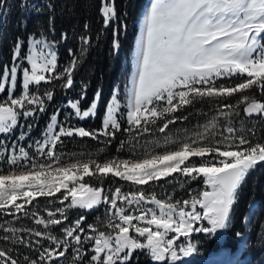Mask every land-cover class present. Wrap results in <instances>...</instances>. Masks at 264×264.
I'll list each match as a JSON object with an SVG mask.
<instances>
[{
	"label": "snow or ice",
	"instance_id": "1",
	"mask_svg": "<svg viewBox=\"0 0 264 264\" xmlns=\"http://www.w3.org/2000/svg\"><path fill=\"white\" fill-rule=\"evenodd\" d=\"M19 6L27 7L26 0ZM46 7L51 9L52 5ZM5 10L6 0H0V13ZM101 15L106 28L117 19L113 0H105ZM61 39L66 40L67 34H62ZM90 39L81 37L84 45ZM56 43L42 35L33 36L27 43L26 54L22 53L25 43H15L12 65H5L0 76V93L10 85L6 99L0 100V134H10L21 117L27 119L46 110L45 104L53 99L54 91L42 85L54 87V82L60 81L59 86L65 90L74 85L78 61L73 58L58 71ZM113 47L119 49L118 40ZM84 51L81 48V54ZM69 55L74 56L71 49ZM22 64L26 66L21 67ZM18 72L22 73L21 91L14 95ZM233 77L238 82L217 83ZM129 83L125 107L130 128L125 131L139 129L142 122V130L148 131L147 125H155L159 118L165 120L158 129L164 132L175 122L170 114L183 106L235 93L242 95L236 105L224 104L219 110V115L226 119L222 131H217L222 127L219 117H213L202 130L182 140L166 138L165 144L174 147H165L162 152L146 151L136 159H100L104 148H98L96 153H71L68 159L63 153L57 154L62 137H88L110 144L121 130V102L117 94L111 97L98 130L65 126L58 121V110L50 118L44 139L35 142V155H30L22 144L14 143L6 157L7 169L0 167V213L16 219L23 213L24 218L46 230L15 227L8 221L0 223V241L6 245L0 247V264H60L70 246V264H129L135 250L145 251L156 264H177L181 256H190L196 250L191 242L177 246L181 237L203 233L211 238L228 228L239 189L250 171L264 162V137L253 140L254 129H236L231 120L239 116L236 109L241 105L247 116L264 118V100L257 99L252 92L255 88L264 96V0H153L136 43ZM85 98L86 87L79 99L67 102L81 120L95 115L100 92L82 109L81 101ZM23 139L21 133L19 140ZM0 147L9 151L5 144ZM177 173L179 177L174 176ZM109 174L129 182L133 190L124 192L119 186L105 190L103 184ZM85 177L96 183L85 181ZM167 177H173L168 182L178 183L181 188L198 180L203 187L195 193L189 190L184 199H174L171 194L158 198L155 191L143 188ZM57 193H62L58 197L61 205L69 201L67 208L92 210L106 205L107 216L100 224L108 231L97 225H88L86 231L82 227L86 217L81 216L60 229L63 237L54 235L51 229L68 221L65 208H46L45 218L37 211L26 210V205L38 197L50 198ZM170 233L175 235L169 238ZM41 240L48 241L50 246L42 245ZM86 243L91 245L90 252L84 248ZM34 245L38 247L37 258L24 254L21 261L17 246L33 250Z\"/></svg>",
	"mask_w": 264,
	"mask_h": 264
},
{
	"label": "trees",
	"instance_id": "2",
	"mask_svg": "<svg viewBox=\"0 0 264 264\" xmlns=\"http://www.w3.org/2000/svg\"><path fill=\"white\" fill-rule=\"evenodd\" d=\"M21 2L23 0H6V10L0 13V15L2 14L0 19V58L4 60L5 64H10L12 50L17 40L25 43V48L22 50V53H24L27 50L28 40L33 36L39 38L41 35L49 41L54 40L57 42L58 71L66 67L73 58L77 59L78 63L74 71V85L71 89L65 90L60 87V81H55L54 87L53 85H42V88L52 87L54 91L53 99L45 104L46 110L42 113L38 112L34 117H29L30 120L24 123V118L21 117L19 125L12 131L13 135L0 134V144H4L5 141L11 144L13 139L16 140L17 144H22L30 155H35L33 148H29V145L33 144L31 138H34L33 140L41 138V134L49 124L51 116L58 110V120H61L66 112L72 114L67 102L79 99L82 89L85 87L86 98L81 101L80 105L82 109H86L93 102L97 91L100 92V99L95 115L85 120L75 119L76 126L84 127L87 130L100 129L105 107L113 88L115 84L117 85L120 82L118 96L121 102V114L119 116L121 130L116 132V136L111 140V143H100L88 137H62L63 143L58 145L57 154L63 153L64 158L68 159V154L71 153L81 151L96 153L98 148H104V152L99 155L100 159L116 156L136 159L145 155L146 151L162 152L165 147L171 148L164 143L163 136L166 134L173 135V138H180L196 130H202L201 125L205 122L204 117L209 115L215 108L223 107L224 104L236 105L237 100L242 95L241 93H235L231 97L204 99L183 106L177 112L170 114L169 118H174L175 122L169 124L164 132L158 130L165 122L164 119L159 118L156 119L155 125L151 123L147 125L148 131L142 130L144 127L143 122L139 129L134 128L131 131H125L130 126L126 120L127 109L125 107L124 92L127 88V77L123 73L122 62L131 51L133 38L137 31V16L145 0H113L117 19L107 28L103 24L100 0H26L27 7H20ZM31 3H34L33 7L30 6ZM49 4L52 5L51 9L46 7ZM85 25H87V29H85ZM120 25H124V32L122 33ZM114 30L118 31L116 41L119 42V49L116 51L113 47ZM65 33L67 39L62 40L61 36ZM82 36L91 38L88 45L83 44ZM81 48L86 49L83 54H81ZM69 49L72 50L74 56L69 55ZM17 81L19 82V76ZM230 81L238 82L233 77L228 80H219L217 83ZM252 92L255 93L257 99L264 100V96H261L255 88L252 89ZM236 111H239V115L244 119L254 121L247 127V129H254L256 133L253 140L264 137V118L247 116L243 112L242 105ZM165 115L168 117L169 114ZM197 124H199V127L195 128ZM28 125H31V127H28ZM21 133L25 134L22 141L19 140ZM100 139L104 140L105 138L101 137ZM157 144L160 147H157ZM191 159L195 160L197 158ZM5 161L6 157L4 156V161L0 162V167L7 169L8 165ZM174 176L179 177V174H174ZM172 180L173 177H167L158 182L145 185L143 188H151V191L166 189L168 193L173 195L176 193L182 195V192L188 188H195V192H197L203 187L198 180L180 188L178 183L168 182ZM85 181L96 183L95 180L89 177H85ZM121 183H125V181H120L109 174L103 186L114 184V187H117ZM40 200L42 199L38 198L35 201L39 207H42L43 203L38 202ZM253 201L258 202V207L250 223L246 240L247 250L251 257L250 260H253L254 264H264V162L259 163L250 171L239 189L237 202L230 216L232 226L238 234L247 232L242 226V220L248 206ZM0 216H2L1 213ZM9 217L6 216V218ZM10 224L15 227H30L27 223L19 224V221ZM209 242V249L204 253L218 248L214 240L210 239ZM229 246L231 245L229 244Z\"/></svg>",
	"mask_w": 264,
	"mask_h": 264
},
{
	"label": "rangeland",
	"instance_id": "3",
	"mask_svg": "<svg viewBox=\"0 0 264 264\" xmlns=\"http://www.w3.org/2000/svg\"><path fill=\"white\" fill-rule=\"evenodd\" d=\"M152 2H153V0H145L143 7L138 14L137 21H136L137 31H136V34L133 38L132 48H131V51H130L128 57L125 60H123V62H122V70H123V73L125 74V77H127V88L124 92L126 104H127V91H128V88L130 87L129 82L131 79L132 72L134 71L136 43H137V40L139 39V36L141 34L144 16L147 14ZM104 3H105V0H100V7L101 8H102ZM30 6L33 7L34 3H31ZM113 6H114V2H113ZM1 18H2V14L0 15V19ZM119 27H120L121 33L124 32V25H120ZM115 33H116V30L113 31V34H114L113 44L117 38V35ZM13 51H14V48L12 50V57H13ZM115 51H116V49H115ZM26 52H27V50L24 52V54H26ZM5 65L6 64H5L4 60L2 58H0V76H2V72H3ZM7 65L8 66L12 65V58H11L10 64H7ZM24 66H26V65H24V64L21 65V67H24ZM18 76H19V82L17 81L18 85H17V88L14 90V95H19L20 91H21L20 83L22 80V73L18 72ZM233 83H234L233 81L227 82V84H229V85H231ZM119 86H120V82H118L117 85L115 84L108 103H110L111 97L114 94L118 95V87ZM8 87H10V85H6L5 92L0 93V100L6 99ZM108 103H107V105H108ZM107 105H106V107H107ZM106 107H105V111L103 114V118L106 114ZM222 108L223 107H217L209 115L204 117L205 122L202 123L201 128H203V125L208 123L213 117H219L218 123L222 127L217 129V131H222L223 126L226 124V119L219 115V110ZM225 111H231V110L225 109ZM75 119H78V118L74 115L73 110H72V114L66 112L65 116L61 120H58V121H59V123L64 124L65 126L71 125V126L77 127ZM85 119H82V120H85ZM29 120H30L29 117L27 119L24 118L23 123L25 121H29ZM79 120H81V119H79ZM231 120H232V126L235 127L236 129H240L241 127H243L244 129H247V127L250 126L252 122H254L253 120H246L240 115L231 117ZM102 121H103V119H102ZM198 127H199V124H197L195 126V128H198ZM21 129H23V128H21ZM46 130H47V127L45 128V130L41 134L40 139L33 140L34 138H31V141L33 142V144H30V145H32L31 148H33V153H35V142L36 141H42L44 139V134H45ZM20 131H22V130H20ZM196 131H198V130H196ZM192 133H194V132H191L188 135H191ZM3 135H13V134L11 132L10 134H3ZM166 138H170L171 140H182L184 137L173 138V135L166 134L165 136H163L164 143H165ZM12 141L13 142H11V144H8L7 141L4 142L5 145L9 146V151L5 152L4 149L2 147H0V149H1L0 150V162L4 161V156L7 157L8 155L11 154L10 146L12 144L16 143V140L12 139ZM166 145H169V147H173V145L171 143H168ZM39 159H44V158L39 157ZM118 186L121 187L122 191H124V192H128L130 190H133L132 185H130V183L126 182V181H125V183L118 184ZM103 187L105 188V190L115 189L114 184H108V185L103 186ZM144 189L146 191H151V188H148V189L144 188ZM189 190L192 191L193 193H195V188L186 189L184 192H182V195L179 193H176L175 195H173L171 193H168L166 191V189H159V190L154 189L158 198H166L169 194H171L174 199H182V197L188 198V191ZM62 192H63V190H62ZM61 194L62 193H57L56 196H53L50 198L38 197V198L42 199L38 202L43 203L42 204L43 208L39 207L37 202L34 200L31 205H26V210L32 209L33 211H37L39 213V215H42L45 218H47V213L45 211L46 208L51 209V210H55L58 207L65 208L66 214L68 216V221H66L64 223V225L56 226V227H53L51 229L53 234L58 236V237H63V232L60 230L63 226H67L68 222H74L75 220L79 219L81 216L86 217V219L82 225V227H84L86 231H87L88 225H97L100 227L101 230L108 231V229L104 228L103 225L100 224V222L104 221L106 216H107V206L106 205H100L99 207L94 208L92 210H84V209H79V208H67L66 206L69 203V201H65L64 205H61L59 203L58 197H60ZM19 202L20 201H18V203ZM145 207H155V206L154 205H145ZM257 207H258V202L253 201L248 206V210L245 213V216L242 220V226L245 229V231H247V232L237 236L236 234H238V233L233 228L232 222L230 220L228 228L226 230V234H227L226 241L227 242H225L224 245H222V246L217 244L218 248L215 249L214 251L204 253V252L208 251V249H209V246H210L209 240L210 239L213 240V239H212V237L209 238V237L205 236V234H203V233H193L192 236L189 238L181 237L180 240L177 241V246H179L180 244L187 246V244L189 242H191L193 245H195L196 250L190 256H187V257L181 256V260L178 261L177 264H254L253 260L252 261L250 260L251 257L248 254L247 243H246L247 241L246 240H247V237L249 234L250 223H251V220L255 214V210L257 209ZM130 211H131V209H130ZM1 214H2V216H0V223H3L4 221H8L9 223H17V221H19V224L27 223L32 228H37L40 231H46L45 229H43L42 226L35 225L32 219L24 218L23 213L18 214L20 216V219H16L13 216L6 218V216H9V215H5L4 213H1ZM204 224L206 226V222H204ZM0 235H3V232L1 233V231H0ZM174 235H175L174 233H170L169 238H171V236H174ZM242 238H244V246L242 249H239L240 241ZM33 239H40V238H33ZM41 244L44 246H50L49 242L46 240H41ZM229 244L231 246H229ZM4 246H6L5 242L0 241V247H4ZM8 246H10V245H8ZM84 248L90 252V249H91L90 243H86L84 245ZM17 251L20 254L21 261H22V257L24 254L29 255L32 259H36L38 256V247L35 245L33 246V250H30V249L25 248L23 246H17ZM72 255H73V247L70 246L68 251H67L66 256L60 258V264H70V261L72 260ZM22 264H23V262H22ZM129 264H156V262H152L150 260V258L145 254V251L135 250L132 254V257L129 261ZM164 264H170V262L165 261Z\"/></svg>",
	"mask_w": 264,
	"mask_h": 264
},
{
	"label": "water",
	"instance_id": "4",
	"mask_svg": "<svg viewBox=\"0 0 264 264\" xmlns=\"http://www.w3.org/2000/svg\"><path fill=\"white\" fill-rule=\"evenodd\" d=\"M234 208V207H233ZM232 213V212H231ZM230 216H231V214H230ZM206 222V221H205ZM226 230L227 229H225V230H221V231H219L217 234H216V236H214V237H212V239L218 244V245H220V246H222V245H224V243H225V241H226V236H227V234H226Z\"/></svg>",
	"mask_w": 264,
	"mask_h": 264
},
{
	"label": "bare ground",
	"instance_id": "5",
	"mask_svg": "<svg viewBox=\"0 0 264 264\" xmlns=\"http://www.w3.org/2000/svg\"><path fill=\"white\" fill-rule=\"evenodd\" d=\"M243 246H244V238H242L241 241H240V247H239V249H242Z\"/></svg>",
	"mask_w": 264,
	"mask_h": 264
}]
</instances>
